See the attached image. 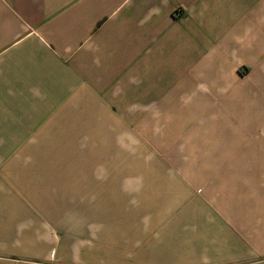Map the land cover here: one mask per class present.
<instances>
[{
	"label": "crops",
	"instance_id": "1",
	"mask_svg": "<svg viewBox=\"0 0 264 264\" xmlns=\"http://www.w3.org/2000/svg\"><path fill=\"white\" fill-rule=\"evenodd\" d=\"M109 97L171 114L186 167L50 152ZM116 247L120 264H264V0H0V264H116Z\"/></svg>",
	"mask_w": 264,
	"mask_h": 264
},
{
	"label": "rangeland",
	"instance_id": "2",
	"mask_svg": "<svg viewBox=\"0 0 264 264\" xmlns=\"http://www.w3.org/2000/svg\"><path fill=\"white\" fill-rule=\"evenodd\" d=\"M107 103L108 107L115 111L110 113V117L104 123L97 122L96 126L94 122L91 124L92 127L82 130V137L78 138L76 143L51 146L50 152L76 154L77 167L82 169L158 170L186 167L187 161L172 159L177 156L176 153L181 150L183 144L171 143V114L122 112L123 107L117 98L109 97ZM142 124H145V127H142ZM70 130L71 132L66 135L68 140L77 135L76 129L73 132V129ZM78 131H81L79 127ZM183 152H186L185 149ZM104 211L100 210V218ZM114 229L115 244H125L117 240H122L129 226L115 225ZM122 251L123 249L116 247L115 256L113 258L100 256V263H108L110 260L116 264L126 263Z\"/></svg>",
	"mask_w": 264,
	"mask_h": 264
}]
</instances>
